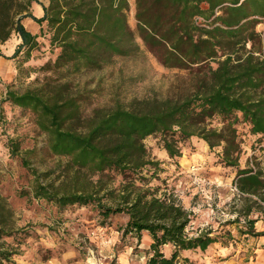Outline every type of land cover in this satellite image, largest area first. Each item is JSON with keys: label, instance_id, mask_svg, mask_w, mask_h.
Returning a JSON list of instances; mask_svg holds the SVG:
<instances>
[{"label": "trees", "instance_id": "obj_1", "mask_svg": "<svg viewBox=\"0 0 264 264\" xmlns=\"http://www.w3.org/2000/svg\"><path fill=\"white\" fill-rule=\"evenodd\" d=\"M31 2L40 5L38 0H0V44L14 33L19 43L11 58L23 56L27 62L39 43L22 20L45 23L49 44L59 51L42 69L56 77L22 92L9 85L0 105L31 110L47 135L49 151L68 158V170L110 172L131 183L144 181L143 172L157 166L147 156L144 139L158 135L173 159L182 156L181 144L195 137L210 151L221 147L224 166L237 168L238 190L254 195L255 205L264 203V169L248 164L239 168L236 132V125L244 123L259 143L264 142V34L256 31L264 19V0H135L136 31L128 25L127 0H48L39 18L28 12ZM136 37L164 66L188 71V91L176 99L146 101L138 111L120 107L95 111L85 120L84 131H78L81 97L70 91L68 82L60 81L101 69L114 57L133 55ZM216 120L219 126L213 127ZM8 146L34 176V198L59 207L91 205L104 218L125 214L124 234L139 238L145 232L151 239L146 264H185L188 259L181 252L205 251L216 242L210 232L191 235L187 230L191 213L173 196L158 197L156 188L143 190L132 183L117 197L110 194L113 204L107 205L97 191L78 187L77 177L59 185L44 184L40 180L44 174L17 155L18 143L10 141ZM13 232L12 211L0 194V261L18 253L2 241ZM166 246L168 256L162 250Z\"/></svg>", "mask_w": 264, "mask_h": 264}, {"label": "rangeland", "instance_id": "obj_2", "mask_svg": "<svg viewBox=\"0 0 264 264\" xmlns=\"http://www.w3.org/2000/svg\"><path fill=\"white\" fill-rule=\"evenodd\" d=\"M127 2L128 25L136 31L135 0ZM34 6L31 2L28 8L32 15ZM22 24L38 35L39 46L23 62V56L11 58L19 43L14 33L0 44V100L9 85L12 90L22 92L56 77L42 69L55 60L59 51L49 44L46 24L40 26L30 18L23 19ZM256 31L264 34V19ZM135 43L138 48L133 55L114 57L101 69L84 70L60 81L68 82L70 91L81 97L82 122L75 125L78 131H84L85 120L95 111L116 107L138 111L146 101L176 99L188 91L187 70L164 66L140 38L136 37ZM212 126L218 127L219 121ZM236 132L239 168L248 164L264 169V142L259 143L244 123L236 125ZM159 139L158 135L144 139L147 156L157 166L151 167L149 173L143 172L145 180L132 181L133 185L143 190L156 188L158 197L173 196L191 213L187 229L191 235L210 232L209 236L216 238L205 251L191 250L193 254L189 256L188 251L181 252V257L188 259L185 264H206L200 259L211 248L228 249L248 263L264 235V203L255 205L258 200L254 195L238 190L237 168L224 166L220 160L221 147L210 151L203 141L193 137L181 144L180 158L170 159ZM10 141L18 143L17 155L27 159L38 174H44L40 177L44 184L59 185L77 177L78 187L97 191V197L107 205L113 204L110 194L117 197L132 185L129 179L110 172L89 174L82 170L74 174V170L66 168L67 157L49 151L47 135L36 125L31 110L0 105V194L12 211L14 230L13 236L2 241L18 249L9 261L2 260L0 264H146L151 239L145 232L139 238L136 234H124L125 214L104 218L91 205L59 207L34 198L31 189L34 176L17 156L10 154ZM249 207L250 213L245 215ZM162 250L165 255L170 254L168 246Z\"/></svg>", "mask_w": 264, "mask_h": 264}, {"label": "crops", "instance_id": "obj_3", "mask_svg": "<svg viewBox=\"0 0 264 264\" xmlns=\"http://www.w3.org/2000/svg\"><path fill=\"white\" fill-rule=\"evenodd\" d=\"M40 5L35 4L34 6V16L39 18L42 16V6L46 7L48 0H38ZM260 243L258 248L254 251L250 261L248 263H244L239 254L231 253L228 249L221 248H211L206 252V254H202L204 259H200L206 264H264V235H261ZM189 254H193L191 250H188Z\"/></svg>", "mask_w": 264, "mask_h": 264}]
</instances>
